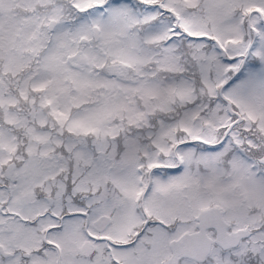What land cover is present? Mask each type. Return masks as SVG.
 Returning <instances> with one entry per match:
<instances>
[{
	"label": "snow or ice",
	"instance_id": "snow-or-ice-1",
	"mask_svg": "<svg viewBox=\"0 0 264 264\" xmlns=\"http://www.w3.org/2000/svg\"><path fill=\"white\" fill-rule=\"evenodd\" d=\"M0 264H264V0H0Z\"/></svg>",
	"mask_w": 264,
	"mask_h": 264
}]
</instances>
